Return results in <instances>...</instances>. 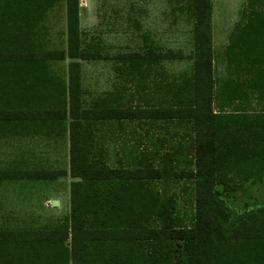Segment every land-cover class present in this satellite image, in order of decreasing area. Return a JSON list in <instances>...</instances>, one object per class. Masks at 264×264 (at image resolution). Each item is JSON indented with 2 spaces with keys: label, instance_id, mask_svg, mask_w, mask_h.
Instances as JSON below:
<instances>
[{
  "label": "trees",
  "instance_id": "16d2710c",
  "mask_svg": "<svg viewBox=\"0 0 264 264\" xmlns=\"http://www.w3.org/2000/svg\"><path fill=\"white\" fill-rule=\"evenodd\" d=\"M78 3L0 0V139L66 137L74 179L65 218L42 228H0V264H181L180 256L182 264H264V207L234 215L223 200L264 178V0L245 1L238 20L245 25L225 48L229 64L246 76L221 78L214 72L210 1L182 0L194 21L191 69L146 85L145 108L120 101L127 86L138 85L141 68L149 75L157 61L180 56L154 48L121 54L129 79L85 103L77 59L98 55L83 44ZM63 4L65 46L50 47V17ZM66 57L67 75L54 66ZM141 118L188 129L189 225L175 218L158 223L165 203L154 183L163 171L130 138ZM0 174L22 179L26 172Z\"/></svg>",
  "mask_w": 264,
  "mask_h": 264
},
{
  "label": "rangeland",
  "instance_id": "374dc122",
  "mask_svg": "<svg viewBox=\"0 0 264 264\" xmlns=\"http://www.w3.org/2000/svg\"><path fill=\"white\" fill-rule=\"evenodd\" d=\"M181 1L79 0L78 24L83 44H89V52L98 55L95 59H77L85 103L101 96L103 92L119 90L129 79V66L121 61V54L146 48L162 52L171 50L175 54L171 56L180 57L157 61L163 66L164 77H173L191 69L194 21ZM209 1L215 73L219 76L245 77L244 72L237 71L233 65L229 68V62L223 59L221 51L234 23L241 19L240 11L246 0ZM48 39L50 47L65 46L64 4L51 14ZM69 61L66 57L55 62V69L67 75ZM139 81L138 85L131 82L132 85L127 86L125 99L123 97L120 101L133 106L145 103L143 94L147 93H140L142 84ZM134 124L133 131L136 133L132 137L130 135V138L137 140L135 144L149 152L163 171L162 178L154 183L165 203V214L158 223L168 224L175 218L178 223L189 225L194 213V198L193 183L184 174L193 167V148L188 129L184 125L178 126L166 121L154 123L143 120L140 124ZM114 147L115 144L109 147L111 162ZM17 170L26 172L25 177L0 179V228L48 227L68 216L70 184L74 179L69 173L66 137L52 139L23 136L0 139V172ZM52 171H58V176L48 178ZM4 175L0 174V177ZM52 200H57L58 204L52 206ZM223 200L234 215L256 206L264 207V178L246 184L244 192L224 196ZM173 252L176 259L181 255L180 250L175 249Z\"/></svg>",
  "mask_w": 264,
  "mask_h": 264
},
{
  "label": "crops",
  "instance_id": "0c3cea01",
  "mask_svg": "<svg viewBox=\"0 0 264 264\" xmlns=\"http://www.w3.org/2000/svg\"><path fill=\"white\" fill-rule=\"evenodd\" d=\"M245 25V22H240V21H236L234 23V26L233 28L231 29L230 33L228 34V39H227V43L226 45L224 46L223 50L221 51V54H222V57L223 59L227 60V56L225 55V48L227 46V44L229 43L230 39L237 34V32L235 31L237 28H240L241 26ZM229 62V61H228ZM229 68L232 66L230 64H228ZM234 66V65H233ZM237 71H242L244 72L243 69H241L240 67H237V66H234ZM144 68H141V72H140V81L139 83L142 84L141 87H140V90H141V94H143L144 92L147 93L148 91H146V85H151L152 84H156L158 82V78H162L163 77V66L162 64L160 63H155V65L152 66L151 68V71H150V74L149 75H146L145 72H143ZM214 72H215V65H214ZM244 74L246 75V73L244 72ZM215 75L217 77H229V76H219L215 73ZM238 77V76H236ZM150 80V82H149ZM147 95H144L143 94V98L146 99ZM147 104H143L141 105V108H145ZM143 120H147V121H150V122H154V123H161L163 122L162 120H156V121H153V120H149V119H146V118H141L140 121L138 122L139 124L141 123V121ZM130 125L126 126V128L124 129V132H123V135L128 132L129 130H132L129 128ZM133 131V130H132ZM133 133H136L135 131ZM146 133V132H145ZM144 133V134H145ZM141 134V133H140ZM131 135V134H130ZM133 135V134H132ZM147 135V133H146ZM140 150H142L140 147H139Z\"/></svg>",
  "mask_w": 264,
  "mask_h": 264
},
{
  "label": "water",
  "instance_id": "95a60500",
  "mask_svg": "<svg viewBox=\"0 0 264 264\" xmlns=\"http://www.w3.org/2000/svg\"><path fill=\"white\" fill-rule=\"evenodd\" d=\"M81 12L83 13V9H81ZM52 206H56L58 204L57 200L51 201Z\"/></svg>",
  "mask_w": 264,
  "mask_h": 264
}]
</instances>
